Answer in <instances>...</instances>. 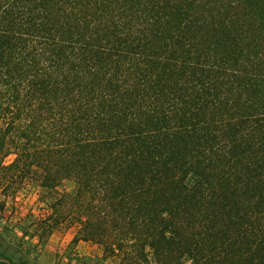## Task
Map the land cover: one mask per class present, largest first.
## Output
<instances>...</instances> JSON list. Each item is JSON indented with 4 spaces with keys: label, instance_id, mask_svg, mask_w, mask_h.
Listing matches in <instances>:
<instances>
[{
    "label": "trees",
    "instance_id": "16d2710c",
    "mask_svg": "<svg viewBox=\"0 0 264 264\" xmlns=\"http://www.w3.org/2000/svg\"><path fill=\"white\" fill-rule=\"evenodd\" d=\"M33 186L39 244L264 264V0H0V194Z\"/></svg>",
    "mask_w": 264,
    "mask_h": 264
},
{
    "label": "rangeland",
    "instance_id": "374dc122",
    "mask_svg": "<svg viewBox=\"0 0 264 264\" xmlns=\"http://www.w3.org/2000/svg\"><path fill=\"white\" fill-rule=\"evenodd\" d=\"M74 189L75 183L72 180L63 181L59 187L60 191L72 192ZM42 192V188L33 186L28 191L20 190L7 198L0 194V253L13 261L21 259L32 264L38 257L39 248L37 245L39 243L38 238L34 236L35 223L38 218L47 214L49 210L47 204L50 200V198H39ZM68 229L76 231L75 226L63 225L54 229L53 232ZM72 252L73 246L70 243L66 246L65 252H58L57 257L60 254L69 253L70 255ZM106 258H110L112 261L116 260L109 253L104 254V259ZM59 262H61V258L58 259L57 264Z\"/></svg>",
    "mask_w": 264,
    "mask_h": 264
},
{
    "label": "crops",
    "instance_id": "0c3cea01",
    "mask_svg": "<svg viewBox=\"0 0 264 264\" xmlns=\"http://www.w3.org/2000/svg\"><path fill=\"white\" fill-rule=\"evenodd\" d=\"M76 231L60 230L53 232L49 238L44 242L38 244V257L34 259L35 264H57L58 259L61 258L59 264H118L110 258L104 259L103 248L92 242L79 240L72 242ZM72 244L73 252L69 255L60 254L58 252H65L68 244ZM5 255L0 253V259ZM4 260V259H3Z\"/></svg>",
    "mask_w": 264,
    "mask_h": 264
}]
</instances>
